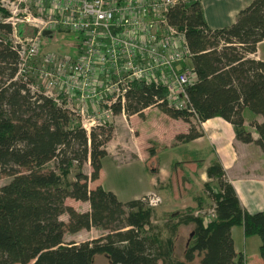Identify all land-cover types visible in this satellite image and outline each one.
Returning a JSON list of instances; mask_svg holds the SVG:
<instances>
[{"label":"trees","instance_id":"obj_1","mask_svg":"<svg viewBox=\"0 0 264 264\" xmlns=\"http://www.w3.org/2000/svg\"><path fill=\"white\" fill-rule=\"evenodd\" d=\"M169 21L185 32L191 51L196 80L187 93L197 117L169 107L164 87L142 82L133 84L126 115H142L156 106L183 119L190 124L187 133L176 136L183 143L202 136L201 123L218 116L233 125L237 139L253 142L243 111L249 108L264 117V60L250 57L264 40V0H253L234 23L218 29L209 27L198 1L172 9ZM11 32L10 24L0 22V174L11 177L0 187V264H92L98 254L107 255L110 264H191L197 257L200 264H246L243 253L235 250V225L243 226L246 237H260L264 261V210L249 213L242 206L219 161L207 168L218 189L205 185L216 217L205 224L195 214L203 207L198 200L196 208L166 214L175 223L171 229L166 224L170 232L163 240L151 233L155 210L143 198L123 202L102 185L90 188L89 182L100 177L114 127L99 126L88 133L74 113L15 78L19 56L3 37ZM115 112L121 113L120 106ZM251 125L264 151V121ZM51 161L54 167L46 168ZM85 163L90 174L82 169ZM74 165V180L66 181ZM68 198L89 202L90 210L78 211L66 203ZM64 214L67 221L61 218ZM179 225L193 226L184 259L174 255ZM92 228L106 233L83 242L65 240L68 233Z\"/></svg>","mask_w":264,"mask_h":264},{"label":"built area","instance_id":"obj_2","mask_svg":"<svg viewBox=\"0 0 264 264\" xmlns=\"http://www.w3.org/2000/svg\"><path fill=\"white\" fill-rule=\"evenodd\" d=\"M16 1L9 7L10 15L1 21L12 26L10 39L5 42L19 56L15 78L23 79L32 93H43L78 115L88 133L113 124L115 107L120 106V114H126L127 97L135 82L164 87L169 107L197 117L187 93V87L196 80L188 63L191 51L185 32L170 23L169 13L199 0ZM21 25L38 32L21 38ZM60 30L77 34L81 50L76 56L45 52L38 64L47 38L44 33ZM33 72L43 91L33 84ZM143 199L154 209L162 203L156 191ZM196 215L208 224L216 217L215 205Z\"/></svg>","mask_w":264,"mask_h":264},{"label":"crops","instance_id":"obj_3","mask_svg":"<svg viewBox=\"0 0 264 264\" xmlns=\"http://www.w3.org/2000/svg\"><path fill=\"white\" fill-rule=\"evenodd\" d=\"M252 1L199 0L205 21L212 29L234 23L239 12ZM250 57L264 60V40L258 43L257 51L250 54ZM188 63L192 65L191 60ZM253 121L263 122L264 117L255 113L252 120L245 118V127L251 131L254 139L250 143L237 139L233 125L218 116L201 123L202 136L183 143L177 141L176 136L180 133H187L190 124L183 119L170 117L158 107L148 108L143 111L142 115H117L113 123V138L107 143L106 148L108 156L124 158L126 155L128 162L141 163L146 169L149 165L151 166L150 180L146 188L135 199L153 190L157 182L163 180V175L167 174V180H169L171 173L167 171L172 168V172L181 173L184 176L183 181L185 180L189 195L187 200L191 201L187 207L196 208L200 200L203 206H206L207 202L212 200L205 191V185L209 184L213 189L218 188L217 181L208 176L207 168L213 162L219 161L225 170L226 177L235 188L242 206L249 213H256L264 210V151L255 142L259 134L251 125ZM112 143L113 150L111 151L110 144ZM161 149H163V158L160 159L158 151ZM117 150L124 155L116 156ZM189 166H194V169ZM157 177L160 178L159 181ZM163 200L167 203V196H163ZM70 205L73 204L70 203ZM165 213L172 214L170 209ZM236 227H241L243 234L244 228L241 225L232 227L235 250L237 253H242L236 247L234 235ZM83 231L85 230L78 233ZM244 258L247 261L246 264H253L248 262L245 255ZM257 264H264V262Z\"/></svg>","mask_w":264,"mask_h":264},{"label":"rangeland","instance_id":"obj_4","mask_svg":"<svg viewBox=\"0 0 264 264\" xmlns=\"http://www.w3.org/2000/svg\"><path fill=\"white\" fill-rule=\"evenodd\" d=\"M15 4H17L16 0H8L5 2H3V0H0V22L5 17V14H7L6 16L10 15L9 7ZM37 32L38 30L32 26L22 25L21 32L19 31V34L21 38H24L27 36H34L37 34ZM3 37L5 41L6 40L9 41L8 39H10V35L4 34ZM80 50H81L80 37H78V35L75 33L68 32L66 30H60L57 31L55 34H49L47 38L43 41L41 56L38 59V64L39 62H41L42 55L45 52L47 53L54 51L60 55L76 56ZM32 74L33 75H31V80L33 84L37 86L36 87L37 89L43 91L39 86L40 80L37 77L36 72H33ZM119 114L120 113H118L117 115ZM254 115L255 113L251 111L249 108L245 109L244 116L246 119L252 120L254 118ZM74 117L78 118V115H74ZM116 119L117 117H115L114 122ZM113 125L114 124H111L110 126ZM112 147H113V143L110 144L111 151L113 150ZM117 151L115 154L116 156L124 155L120 150ZM158 156L160 159L163 158V149L158 151ZM125 157L114 158V156H106L102 161V169L100 172V177L95 181L89 182L90 188H95L97 185H102L105 189L114 192L119 198V200L125 202L135 199L137 196H139L141 191L144 188H146L150 180L152 174L150 168L151 166L149 165V168L146 169V167L143 164L128 162L127 161L128 157L126 155ZM52 167H54V161H51L46 165V168H52ZM190 168L194 169V166ZM82 169L87 174H90L91 172V166L89 163H85ZM77 171L78 168L76 167V165L72 166L70 172L65 177V180L66 181L74 180V176ZM167 172L171 173V175L169 174L170 176L169 180H167L168 178L166 176L167 174L163 175L162 177L163 180L161 182H157L158 184L154 186L153 190H151V191H156L162 197V203L154 209L155 217L153 219V225L150 228L151 233L157 236L160 240H163V238L167 237V231L170 232V230L166 227V224L170 225V229H171L172 224L175 223V220L173 219L172 215L167 216L166 215L167 213H165V211L170 209L171 212L176 215L177 213L186 210L188 208L187 206L191 204V201L187 200L189 195L187 194V189L185 187L186 186L185 180L183 181L184 176L181 175V173L178 174L177 172L174 171L172 172V168H170ZM10 180L11 177L4 174H0V187L8 183ZM157 180L159 181L160 178L157 177ZM217 189L218 188L213 190L216 191ZM145 195L140 196L139 198L142 199L145 197ZM163 196H167L168 199L167 203H164ZM66 203L67 204L72 203L73 204L72 206L81 212L90 210L89 202L86 201L77 202L76 200L75 202L74 199L68 198L66 200ZM213 206H214V201L212 200L210 202H207L206 206L201 207L199 210L206 213L208 212V210L212 209ZM196 212L197 210L195 211V214ZM61 218L67 221L68 216L64 214L61 216ZM192 229H193L192 225H179L177 227L174 255L180 259H184L186 247L192 241ZM105 233L106 231L100 228H94L90 230H85L77 234L68 233L65 235V240L67 242L69 241L83 242L86 240L98 238ZM234 235H235L236 247L239 249V252L244 253L249 263L257 264L258 262H264L260 253L261 239L258 235L245 237L241 227H236ZM199 260L200 258L197 257L191 264H200ZM92 264H110V261L107 255L98 254L95 256Z\"/></svg>","mask_w":264,"mask_h":264},{"label":"water","instance_id":"obj_5","mask_svg":"<svg viewBox=\"0 0 264 264\" xmlns=\"http://www.w3.org/2000/svg\"><path fill=\"white\" fill-rule=\"evenodd\" d=\"M44 34H45V36H48L50 33L49 32H45Z\"/></svg>","mask_w":264,"mask_h":264}]
</instances>
